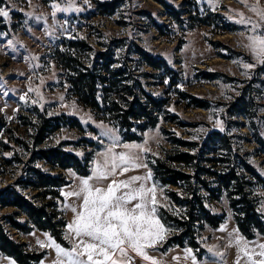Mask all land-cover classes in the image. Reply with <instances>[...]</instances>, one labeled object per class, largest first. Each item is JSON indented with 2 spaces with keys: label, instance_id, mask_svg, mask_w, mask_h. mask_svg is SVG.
<instances>
[{
  "label": "rangeland",
  "instance_id": "1",
  "mask_svg": "<svg viewBox=\"0 0 264 264\" xmlns=\"http://www.w3.org/2000/svg\"><path fill=\"white\" fill-rule=\"evenodd\" d=\"M165 1L175 10L180 9V20L171 19L156 0H118V8L113 14H101L95 0L0 1V8L9 12L8 17H0L1 186L11 182L12 173L20 168L5 165L4 158L20 156L27 160L29 157L15 138L25 137L26 124L37 111H44L49 116L64 114L79 120L82 130L63 127L51 135L49 143L79 138L93 140L98 149L65 147L77 154L93 152L92 174L97 165H104L106 158L110 161L113 154L125 153L134 158L135 163L145 166L127 165L129 171L121 175V169H117L116 175L122 180L132 176L145 177V173L150 172L146 160L162 159L165 151L171 149L167 137L198 140L200 135L218 127L228 135L235 153L249 159L264 178V154L256 142L257 138L264 140V64L259 63L247 47L250 35H264V21L257 14L264 12V0ZM241 19L260 27L253 32L252 24H241L238 22ZM203 22H210V25ZM69 40H83L97 50L113 48L115 55L122 53L121 56L131 58L130 64L147 91L164 100L156 126L133 129L139 140L125 141L110 116L96 113L80 102L72 94L67 73L56 58V51ZM133 43L160 58L163 67L154 69L137 54L129 55L128 44ZM92 54L89 52L88 55ZM248 64L254 67L245 68ZM240 96H243L241 100L238 99ZM195 102L206 104V107L194 106ZM237 107H242L245 113H227ZM125 145L138 147L126 148ZM61 172L69 178L74 176L71 170ZM140 183L149 188L147 180L137 181L133 187ZM154 186L156 207H169L165 188L158 183ZM74 188L65 186L61 190L63 209L71 221L72 204L70 195L66 194ZM252 194L258 198L264 214V186H255ZM210 207L224 213L225 219L218 228L202 231L200 240L205 254L201 261L187 247L161 252L162 240L148 247L146 254L156 264H194L193 257L195 264H237L238 256L239 264H249L245 250L259 252L258 245L264 244V237L253 240L243 237L226 195L212 201ZM16 236L26 242L29 249L46 251L40 264H68L67 257L57 253L52 245L54 239L48 234L33 230L27 235L17 233ZM131 255L135 260L128 256L126 264L129 261L130 264H152L137 253ZM253 259L260 257L253 256ZM0 264L16 263L0 257Z\"/></svg>",
  "mask_w": 264,
  "mask_h": 264
},
{
  "label": "trees",
  "instance_id": "2",
  "mask_svg": "<svg viewBox=\"0 0 264 264\" xmlns=\"http://www.w3.org/2000/svg\"><path fill=\"white\" fill-rule=\"evenodd\" d=\"M95 1L101 14H113L118 8V0ZM156 1L163 5L171 19H181L180 9L175 10L165 0ZM203 24L210 25V22ZM127 53L137 54L154 69L163 67L160 58L145 52L136 43L128 44ZM121 55H115L113 48L97 50L83 40H69L56 51L72 94L96 113L110 116L125 141H138L140 137L133 129L156 126L164 100L147 91L130 64L131 58ZM165 67H169L168 64ZM193 105L206 107L198 102ZM242 107L227 113L243 114ZM26 125L25 137L15 139L20 149L29 154L28 159L4 158L5 165L20 168L12 173L11 182L0 185V257L10 258L16 264H40L46 251L29 249L16 234L27 235L37 230L48 234L63 248H71L61 189L71 183L72 177L61 171L71 170L74 175L88 176L93 152L77 154L65 147H98L87 138L49 143L51 135L63 127L82 130L79 120L73 116H49L37 111ZM167 141L171 149L165 151L164 158L146 160L154 183L165 188L169 202V207H156L166 229L159 247L161 252L187 247L201 261L205 254L200 240L202 231L218 228L225 219L224 213L210 207V203L220 200L223 194L243 237L248 240L264 237V214L258 198L252 194V188L264 186V178L249 159L235 153L227 134L220 130L208 131L198 140L167 137ZM256 142L264 154V140L257 138Z\"/></svg>",
  "mask_w": 264,
  "mask_h": 264
},
{
  "label": "snow or ice",
  "instance_id": "3",
  "mask_svg": "<svg viewBox=\"0 0 264 264\" xmlns=\"http://www.w3.org/2000/svg\"><path fill=\"white\" fill-rule=\"evenodd\" d=\"M252 10L257 11L256 7ZM257 14L261 17V21H264V12ZM8 15V10L0 8V17L6 18ZM238 22L251 23L253 32L260 27L259 24L246 19ZM248 40L247 47L258 62L264 64V35H250ZM244 67L251 68L254 65L248 64ZM125 147L138 146L125 145ZM127 165L137 168L145 166L135 163L134 158L125 153L113 154L110 161L105 159L103 166L97 165L92 176L81 179L79 192L66 194L82 197L81 210L73 209L76 217L67 225L69 231L77 238V242L73 243L70 251L52 242L57 253L67 257L68 264H126L127 248L156 264V261L145 251L147 247H153L155 243L163 240V233L166 231L159 219L155 218L156 189L155 186L147 188L144 183L133 187L137 181L150 179L151 172L146 177L132 176L118 182L112 180L106 188L93 187L90 183L93 179L107 180L110 176L116 175L117 169H121L120 174L123 175L124 172L129 171ZM258 248L259 252L253 250L249 253L245 250L244 254L248 257L249 264H264V244H259ZM253 256H259L260 259L255 260ZM193 261L195 264V257ZM237 264H239V256Z\"/></svg>",
  "mask_w": 264,
  "mask_h": 264
},
{
  "label": "crops",
  "instance_id": "4",
  "mask_svg": "<svg viewBox=\"0 0 264 264\" xmlns=\"http://www.w3.org/2000/svg\"><path fill=\"white\" fill-rule=\"evenodd\" d=\"M150 169V168H149ZM151 172V170H150ZM148 174L145 173V177L147 176ZM92 176V173L90 171V174L88 176H77V175H74L72 176L71 178V183L69 185H67V187H71V186H75V188L71 191V193L73 192H79L80 189H81V179H85V178H88ZM112 180H116L117 182L122 180L121 177H119L118 175H114V176H110L107 180H103V181H96L95 179L91 180L90 183L93 185V187H102V188H106L107 185L112 181ZM147 185L149 186V188L153 187L155 185L154 181H153V177H152V173H151V178L150 179H147ZM65 187V186H64ZM63 187V188H64ZM62 188V189H63ZM61 189V190H62ZM83 195V194H82ZM69 199L71 200V204H72V210L73 209H76L77 211H80L81 210V206H82V197H77V196H74V195H70ZM156 215V218L159 219L158 215H157V211L155 213ZM73 220L75 219L76 217V212L73 211ZM67 218V225L72 223L73 221H71L68 217V215L66 216ZM160 223L162 224L161 220L159 219ZM163 225V224H162ZM165 229V228H164ZM66 233H67V237L70 241V244H71V248L73 246V243L77 242V238L74 236V234H72L68 227L66 226ZM163 235H165V232L163 233ZM159 242V241H158ZM125 247L127 248V245H125ZM71 248H69L71 250ZM145 251L147 252L148 251V247L145 249ZM127 252H128V256L129 254H136V252H134L131 248H127ZM68 260V259H67Z\"/></svg>",
  "mask_w": 264,
  "mask_h": 264
},
{
  "label": "water",
  "instance_id": "5",
  "mask_svg": "<svg viewBox=\"0 0 264 264\" xmlns=\"http://www.w3.org/2000/svg\"><path fill=\"white\" fill-rule=\"evenodd\" d=\"M220 129L218 128V127H214V128H212L210 131H219ZM129 257L131 258V259H133V260H135V258L131 255V254H129Z\"/></svg>",
  "mask_w": 264,
  "mask_h": 264
}]
</instances>
